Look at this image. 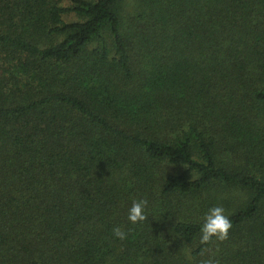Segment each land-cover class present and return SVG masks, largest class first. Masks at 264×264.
I'll use <instances>...</instances> for the list:
<instances>
[{
	"label": "trees",
	"instance_id": "obj_1",
	"mask_svg": "<svg viewBox=\"0 0 264 264\" xmlns=\"http://www.w3.org/2000/svg\"><path fill=\"white\" fill-rule=\"evenodd\" d=\"M212 253L264 264V0H0V264Z\"/></svg>",
	"mask_w": 264,
	"mask_h": 264
},
{
	"label": "clouds",
	"instance_id": "obj_2",
	"mask_svg": "<svg viewBox=\"0 0 264 264\" xmlns=\"http://www.w3.org/2000/svg\"><path fill=\"white\" fill-rule=\"evenodd\" d=\"M147 203L146 199L133 201L131 207L128 209V219L133 224L148 219L144 212ZM231 228L232 222L225 215V209L221 206L211 207L203 216V222L200 226V243L202 245L215 243L218 249L217 242L222 243L227 240ZM113 234L121 240L125 239L127 235L119 227L113 229ZM199 264H220V262L218 259H215V254L212 253L207 258L201 259Z\"/></svg>",
	"mask_w": 264,
	"mask_h": 264
}]
</instances>
